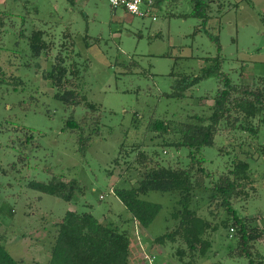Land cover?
I'll use <instances>...</instances> for the list:
<instances>
[{
	"label": "rangeland",
	"instance_id": "1",
	"mask_svg": "<svg viewBox=\"0 0 264 264\" xmlns=\"http://www.w3.org/2000/svg\"><path fill=\"white\" fill-rule=\"evenodd\" d=\"M195 1L207 5L203 25L190 15ZM151 16L153 20L113 11L105 0H0V238L16 261L45 264L53 224L66 211H76L112 223L118 232L130 230L132 250L142 242L147 252L174 264L167 251L151 247L150 241L174 227L169 214L176 194L140 197L161 207L144 230L129 222L112 194L159 165L191 167L194 178L198 169L205 175L204 191H195L191 207L215 230L207 234L210 247L196 263L247 264L228 256L236 252V228L218 200L206 201L213 182L237 161H246L247 195L231 203L247 228L261 233L249 251L264 264V158L259 154L264 125L251 136L220 124L213 145L195 155L204 161L198 165L186 149L163 147L164 138L146 126L150 118L185 121L210 115L217 88L213 77L181 99L164 97L174 75H197L206 58L218 55L220 71L233 83L248 85L264 76V0H162ZM33 31L41 32L45 46L37 57L27 41ZM56 66L65 69L61 77ZM67 91L94 111L63 103ZM70 116L84 128L82 133L63 129ZM93 123L98 129L94 135ZM88 134L80 154L77 137ZM52 179L77 183L70 203L26 187L29 181L46 184Z\"/></svg>",
	"mask_w": 264,
	"mask_h": 264
},
{
	"label": "trees",
	"instance_id": "2",
	"mask_svg": "<svg viewBox=\"0 0 264 264\" xmlns=\"http://www.w3.org/2000/svg\"><path fill=\"white\" fill-rule=\"evenodd\" d=\"M66 1L70 4V0ZM161 2L162 0H154V7H159ZM206 6L204 2L195 1L190 12L191 16L201 20L202 25ZM1 26L0 17V28ZM40 40V31L31 32L27 38L29 50L34 57L45 48ZM221 61L216 55L211 59H205L207 65L200 69L197 75H174L171 91L164 95L168 99H181L190 88L197 86L204 79L213 77L217 88L211 100L210 115L205 120L198 116H192L185 121L159 118L147 120V130L157 134L159 138H164L163 147L175 152L186 149L194 165L204 162L202 158L196 159L195 155L213 145L220 124L229 125L232 129L235 126L234 129L251 136L256 135L259 126L264 125V76L248 85L233 83L227 74L220 71ZM55 68L59 77L65 73L64 68L60 66ZM51 71L49 70L48 80L53 84ZM71 92L67 91L63 95V103L71 106L72 102L76 104L75 107L94 111L93 105L83 104L77 94ZM75 98H78V101ZM94 122L96 123V120ZM95 123L91 126L93 135L98 132ZM79 126L78 121L70 116L66 119L63 129L79 130L78 132L82 133L81 130L84 128ZM92 134L83 138L81 135L77 137L80 154L83 153ZM259 154L264 158V148ZM10 167L12 168V164ZM196 171L199 175L194 178L191 167L178 169L156 165L143 173L129 188H114L112 191L113 196L127 213L129 222L143 230L151 224L161 207L159 204L145 202L140 197L151 192L176 194L175 208L169 214V218L175 223L174 227L150 241L151 247L159 248L160 252L167 251L174 264H197L196 260L205 257L210 247L207 234L215 230L208 220L199 217L196 209L191 207L195 191L202 189L204 191L205 187L203 171L201 169ZM248 172V163L237 161L207 189L206 201L210 203L218 200L219 207L231 219V226L236 228L233 234V238H236L235 245L232 250L234 252L236 249V252L228 256L243 258L247 264H263L261 257L257 260L249 251L250 245L261 233L256 229L247 228L245 221L236 215L231 203L232 200L236 201L247 195L245 186L248 184ZM26 187L28 190L66 203L73 200L79 188L73 180L63 183L53 179L46 184L29 181ZM9 210H7L8 214ZM53 228L54 234L45 264H128L129 262L132 248L130 230L118 232L112 223H102L89 212L76 211H66L53 224ZM0 264H22L8 254L1 238Z\"/></svg>",
	"mask_w": 264,
	"mask_h": 264
},
{
	"label": "built area",
	"instance_id": "3",
	"mask_svg": "<svg viewBox=\"0 0 264 264\" xmlns=\"http://www.w3.org/2000/svg\"><path fill=\"white\" fill-rule=\"evenodd\" d=\"M111 10L121 9L124 13L138 18L151 17L154 0H105ZM141 264H158V254L147 252L141 243H137Z\"/></svg>",
	"mask_w": 264,
	"mask_h": 264
},
{
	"label": "crops",
	"instance_id": "4",
	"mask_svg": "<svg viewBox=\"0 0 264 264\" xmlns=\"http://www.w3.org/2000/svg\"><path fill=\"white\" fill-rule=\"evenodd\" d=\"M133 248V247H132ZM131 253H130V259H129V264H141L140 260H139V251L136 247H134V249H131ZM164 257H160L158 264H167V262H165V260H163Z\"/></svg>",
	"mask_w": 264,
	"mask_h": 264
}]
</instances>
